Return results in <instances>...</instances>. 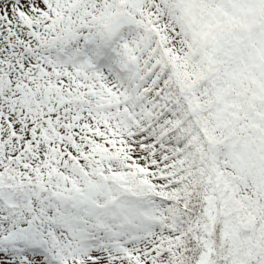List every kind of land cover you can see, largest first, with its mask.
<instances>
[{
  "label": "snow or ice",
  "instance_id": "obj_1",
  "mask_svg": "<svg viewBox=\"0 0 264 264\" xmlns=\"http://www.w3.org/2000/svg\"><path fill=\"white\" fill-rule=\"evenodd\" d=\"M0 264H264V0H0Z\"/></svg>",
  "mask_w": 264,
  "mask_h": 264
}]
</instances>
